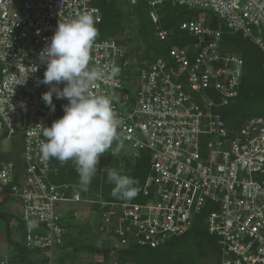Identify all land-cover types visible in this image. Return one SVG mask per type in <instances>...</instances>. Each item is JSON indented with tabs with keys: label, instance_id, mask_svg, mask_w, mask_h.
Returning <instances> with one entry per match:
<instances>
[{
	"label": "built area",
	"instance_id": "2783aa9c",
	"mask_svg": "<svg viewBox=\"0 0 264 264\" xmlns=\"http://www.w3.org/2000/svg\"><path fill=\"white\" fill-rule=\"evenodd\" d=\"M95 1L0 0V137L13 135L21 142L16 161L0 162V184L9 187L1 194L20 199L24 243L42 250L47 264L59 255L67 233L60 223V203H68L72 216L79 217L74 205L87 186L69 192V184L52 183L47 173L54 170L53 158L45 161L39 154L42 127H50L56 116L42 99L50 86L39 82L46 69L40 54L59 20L81 13L100 18ZM118 1L134 5L139 0ZM142 1L159 40L171 34L160 24L159 6L201 7L214 12L229 32L250 38L264 58V0ZM178 29L193 41L185 47L170 44L167 59L143 58L133 44L116 37L96 40L89 67L118 66L120 74L97 81L91 91L115 96L118 130L134 156L140 149L148 151L150 172L140 202L84 204L96 214L98 229L117 239L111 247L121 249L157 247L183 234L208 203L205 224L217 237L219 264H264V116H250L238 128H227L217 110L238 96L243 59L223 52L221 28L203 19L185 20ZM129 84L135 87L129 89ZM131 92L134 106L125 101ZM0 264H8L7 258Z\"/></svg>",
	"mask_w": 264,
	"mask_h": 264
},
{
	"label": "trees",
	"instance_id": "16d2710c",
	"mask_svg": "<svg viewBox=\"0 0 264 264\" xmlns=\"http://www.w3.org/2000/svg\"><path fill=\"white\" fill-rule=\"evenodd\" d=\"M124 3L129 6L127 12H123L120 9L118 0L95 1V4L100 10V23L97 25L100 35L97 37V40L116 37L118 34L124 32L125 24L123 23V19L129 18L132 21H136V32H138L140 38L137 42H134L135 40L129 37H125L124 40L120 41L125 44L134 43V51H141L143 58H148L150 56H160L167 59V50L170 44L174 43L185 47L192 43V36L188 35L187 32L178 29L181 22L192 19L189 17H187L189 19H185V10L178 12V10L181 8L180 6L182 5L171 6L165 3L164 5L167 6L169 10H167L164 6L158 11L160 15L161 26L171 30V34L166 40H159L155 35L156 29L149 17V7L146 2L139 0L134 5H131L128 2ZM205 23L212 28H221L223 33L220 40V48L223 52L236 53L243 59L238 96L232 103L217 110L224 120L227 128H238L250 116H264V71L262 69V62L264 58L260 49L251 41L250 38L243 36L240 32H229L226 29V25L215 15H213L211 19ZM152 52H154V54H152ZM58 87L61 89L63 88V86ZM205 92L208 94V96L215 100L218 98L217 94L211 90H206ZM53 103L55 104L56 120L64 115L63 106L68 103V100L57 99L55 94H53ZM119 134L124 140L122 134L120 132ZM127 143L130 144L129 142ZM134 153L135 150L133 149L132 155H134ZM13 154H15V156H12ZM132 155L118 156L117 154L113 156L110 151H107L104 156H101L97 174L93 177L90 185L87 186V191H79L81 200L78 202V204L85 203L86 200H92L96 202L104 200L128 203L142 201V187L145 183L147 175L150 172V157L148 151L144 149H140L138 151V155ZM16 156H18L17 150L16 152L7 155V157H2L0 155V162L8 159L16 161V158H14ZM111 159H113V161H111ZM52 160L54 164V170H51L47 173V176L51 182L54 184L66 183L70 185L69 192L78 191L79 189L77 186L80 185L79 176L76 172L74 164L70 161L64 165H61L58 160L54 158ZM113 163L114 165L112 166ZM110 169H115L121 174L129 175L139 180L138 186L140 191L136 198L131 201H122L111 196V191L114 185L107 181V172ZM14 177V180L16 181V174H14ZM0 190L7 191L9 190V187L2 186L0 184ZM9 196L12 195H8L6 197ZM12 197L20 200L16 196ZM209 206L210 205L207 203L201 212L195 214L192 225L183 234L173 236L157 247H150L146 245H130L121 249L113 247H101L95 248L94 250L100 252L104 260H106V256L109 257L108 254L110 251L115 252L116 264H195L196 260L193 255H191L190 252L182 251L181 245H183V240L185 238L188 240L190 236L193 237L197 236L198 234L207 233L211 237L212 244L215 246L217 252L213 264H219V252L216 243L217 237L207 231V226L205 224V217L208 210L210 209ZM60 210L61 208L58 209V211ZM59 216L61 218L60 223L66 227L67 233L64 235V237H62V243L58 247L59 255L54 259L53 264H75L73 259L68 260V258L70 257L71 253L75 252L76 247L74 245L76 241H79V239L72 238L70 235V223L64 222L62 220L63 215L60 213ZM21 222L25 223L22 220ZM24 227L25 239L26 224H24ZM7 240L9 241L8 238ZM16 245L18 248L15 253V260L10 259L8 264H16V262H18V264H26V262L27 264H47L49 257L45 256L42 250L38 248L30 249L25 245V243L19 245L16 242ZM79 247H85L86 249L93 250L90 245L84 246L81 245V243L79 244ZM33 253L39 258L36 260L30 259V255ZM99 261L100 262L98 264H102L101 260ZM80 264L92 263L81 262Z\"/></svg>",
	"mask_w": 264,
	"mask_h": 264
},
{
	"label": "clouds",
	"instance_id": "9594fccd",
	"mask_svg": "<svg viewBox=\"0 0 264 264\" xmlns=\"http://www.w3.org/2000/svg\"><path fill=\"white\" fill-rule=\"evenodd\" d=\"M99 23L100 18L89 13L59 20L50 43L40 54L46 69L39 82L50 86L42 99L53 112V94L68 103L63 106L62 117L50 127H42L45 139L38 146L39 154L43 160L54 158L61 165L71 161L82 187L90 185L101 156L112 148L114 141L120 140V121L113 105L115 96L91 91L97 81L114 79L120 74L118 66L89 67L91 51L100 35ZM61 83L62 89L58 87ZM117 153L118 149L112 155ZM107 181L114 185L111 196L117 200L131 201L139 194V180L115 169L107 172Z\"/></svg>",
	"mask_w": 264,
	"mask_h": 264
},
{
	"label": "rangeland",
	"instance_id": "374dc122",
	"mask_svg": "<svg viewBox=\"0 0 264 264\" xmlns=\"http://www.w3.org/2000/svg\"><path fill=\"white\" fill-rule=\"evenodd\" d=\"M120 9L123 12H127L129 9L128 5L124 3V1H119ZM165 5L159 6V10ZM181 8L178 12L185 10L184 13L185 19H203L205 22H208L213 15L217 18L218 16L209 9L201 8V7H194V8H187L185 6H180ZM167 10L169 8L165 6ZM173 8V7H172ZM122 12V13H123ZM131 12V11H130ZM130 17V16H129ZM183 17V18H184ZM189 17V18H187ZM123 23L125 24V31L118 34L116 36L119 40H124L125 37L133 38L137 42L140 38L137 30L136 21H132L129 18H124ZM174 29V28H173ZM188 34V33H187ZM190 35V34H188ZM191 36V35H190ZM134 45V43H132ZM136 44V43H135ZM154 54V52H152ZM236 54V53H234ZM238 55V54H236ZM129 73L127 72V75ZM129 89L135 87L134 85H127ZM131 98H127L125 100L127 105L134 106L135 104V97L133 92H131ZM125 97V94L123 95ZM21 142L13 135L8 136H1L0 137V155L2 157H7V155L17 152L20 150ZM118 149V156H130L133 153V149L130 144L125 142L121 137L119 141H114L112 148L109 151L112 153L114 150ZM12 156H15L13 154ZM134 156V155H132ZM125 158V157H124ZM130 158V157H129ZM113 161V159H111ZM114 163L112 164V166ZM1 191V190H0ZM5 197L0 194V203L3 202ZM61 210L59 213L63 215L62 220L64 222L70 223V232L73 239H79V241L75 242L76 250L75 252L70 254L68 260H72L75 264H80L81 262H89L92 264H98L101 260L102 264H114L116 263V253L109 252L108 256L105 257L104 260L103 256L100 252L95 251V248L101 247H111L113 243L117 242V239L113 236V233H106L98 229V221L97 216L94 212H90L88 210L87 205L82 203L78 205H74V207L78 208L79 210V217L72 216V207L68 203H60ZM69 210V213H68ZM66 211V212H65ZM0 212L7 215V220L9 222L8 230L6 232V225L3 220L0 219V259L6 257L8 261L13 258L18 246L24 243V224L21 222L22 217V207L21 202L15 199L12 196L6 198L4 203L0 204ZM64 213V214H63ZM113 230V226H109ZM78 228V229H77ZM77 229V230H76ZM111 230V232H112ZM9 239V241L7 240ZM81 245H90L93 250L86 249L85 247L80 248L79 244ZM182 251L190 252L191 255L195 258V264H213L216 258V248L212 244L211 237L205 234H198L197 236L189 237L188 240L185 238L183 240V245H181ZM39 257L36 255L31 254L30 259L36 260ZM72 262V261H71ZM18 264V262H16ZM24 264V263H23ZM27 264V262H26Z\"/></svg>",
	"mask_w": 264,
	"mask_h": 264
},
{
	"label": "water",
	"instance_id": "95a60500",
	"mask_svg": "<svg viewBox=\"0 0 264 264\" xmlns=\"http://www.w3.org/2000/svg\"><path fill=\"white\" fill-rule=\"evenodd\" d=\"M0 219L3 220L5 222V225H6V232H8V222H7V219H6V215L2 212H0Z\"/></svg>",
	"mask_w": 264,
	"mask_h": 264
},
{
	"label": "crops",
	"instance_id": "0c3cea01",
	"mask_svg": "<svg viewBox=\"0 0 264 264\" xmlns=\"http://www.w3.org/2000/svg\"><path fill=\"white\" fill-rule=\"evenodd\" d=\"M0 194H1V193H0ZM3 196L5 197V199H4V200H3V202H1V203H4V202L6 201V198H7L5 195H3ZM1 203H0V204H1ZM15 253H16V252H15ZM12 259H14V260H15V254H14V256H13V258H12Z\"/></svg>",
	"mask_w": 264,
	"mask_h": 264
}]
</instances>
